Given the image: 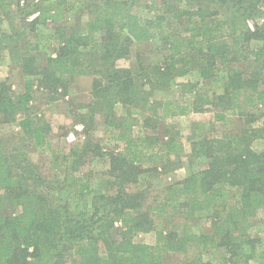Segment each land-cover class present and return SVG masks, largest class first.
<instances>
[{"label": "trees", "instance_id": "1", "mask_svg": "<svg viewBox=\"0 0 264 264\" xmlns=\"http://www.w3.org/2000/svg\"><path fill=\"white\" fill-rule=\"evenodd\" d=\"M136 1L0 0V14L19 8V22H11L0 35V55L6 51L26 77L17 101L9 81L0 80L3 121H16L41 146L49 125L33 117L29 104L36 80L38 87L50 90L78 76L98 75L92 109L99 103V111L111 117L108 126H124L118 137L125 138V149L105 152L87 135L83 150L65 155L61 174L49 179L24 149L0 148V264H167L169 253L202 248L219 255L217 264H264V150L253 147L254 138L264 135V120L242 133L204 134L192 141L183 164L186 177L164 184V194L153 201L144 189H128L150 171L141 166L157 161L160 152L170 156L185 150L176 133L156 152V138L133 136L137 119L131 110L147 112L145 128L209 110L220 122L229 110L251 119L247 122L262 116L254 112L264 110V44L249 49L248 43L263 40L264 33L252 31L246 21L264 15V0H155L145 13L136 9ZM69 14L72 22L53 27L60 36L56 51L41 59L47 25ZM38 24L44 27L40 31ZM132 52L137 64L119 67L118 60ZM240 62H246L244 69L234 65ZM224 71L223 92L203 107L156 96L173 85L181 94H196L200 81ZM194 73L199 79L177 82ZM118 103L127 107L125 118L114 117ZM96 155L109 163L97 184L81 172ZM194 158L204 165H188ZM13 205L21 206L19 214L5 211ZM183 209L190 219L198 214V227L178 237L172 227H157V219L173 218ZM150 232L156 234L154 245L133 240L137 233Z\"/></svg>", "mask_w": 264, "mask_h": 264}, {"label": "rangeland", "instance_id": "2", "mask_svg": "<svg viewBox=\"0 0 264 264\" xmlns=\"http://www.w3.org/2000/svg\"><path fill=\"white\" fill-rule=\"evenodd\" d=\"M155 0H139L135 2L136 9L144 13L150 7H153ZM261 7V5L259 6ZM33 9V8H31ZM19 8L13 7L9 11L0 14V35L2 32L9 30L11 22L18 23ZM37 14H35L36 16ZM69 17L54 22L52 25H47V37L43 40L45 43L39 50L41 59L44 55L53 54L56 51V45L59 42L60 36L53 29L56 25H66L72 22ZM33 18V17H32ZM31 18V19H32ZM249 28L252 31L260 29V33H264V15L247 19ZM43 26L38 24L36 30L40 31ZM44 28V27H43ZM38 42L40 39L37 40ZM46 41V42H45ZM264 44V39H255L248 43L249 49L258 47L257 45ZM145 48V47H144ZM137 64L136 53L132 52V56L128 58L119 59L117 65L122 68L133 67ZM235 66L244 69L246 62L235 63ZM246 71V70H245ZM226 72H222L219 76L210 81H200L197 87V93L192 95L181 94L179 88L173 85L167 92L156 93L157 98L177 101L176 105H187L193 103L194 107L206 105L208 100H215L216 96L223 92L225 88ZM38 76V75H37ZM34 77V76H32ZM36 77V76H35ZM199 79L197 73L178 78L177 82L195 81ZM25 79L18 65L11 62L10 57L6 51L1 52L0 55V80H8L13 91L14 99L25 91ZM34 79V78H33ZM37 79V77H36ZM98 75L78 76L70 80L65 85L59 86L57 89H42L36 85L33 89L32 97L29 104L32 107L33 117L40 123H47L49 127L46 130V142L41 146H35L33 139L25 135L17 125V122L3 121V115H0V148L7 152H15L13 148H18L22 151L24 149L29 153L31 159L36 162L43 176L51 178L53 175L61 174L60 171L65 165L64 156L71 150L82 151L83 145L86 143L87 135L92 141L101 145L103 151L109 152L114 149H125V138L118 136L124 131V126L118 125L116 127L108 126L110 116L106 112L99 111L100 105L97 104V109H92L94 104L92 95V85ZM127 107L119 104L115 106L116 116H127ZM210 108V107H209ZM254 110V109H252ZM159 112L161 110H158ZM214 110L206 112H195L185 115H178L176 117L161 119L155 127H143V117L146 113L137 112L136 109L131 110L134 115V125L132 127V135L140 137L144 135L151 139L156 138L155 143H158L155 152L159 149V144L171 134L176 133L181 142L184 144L185 150L180 154L166 155L163 151L158 154L160 158L156 161L147 162L141 167L149 169L147 173L139 175L136 183L128 185L131 191H138L144 189L147 191L149 201H153L154 197L164 194V184L181 182L187 175L186 168L183 166L184 161H188L186 153H190L192 149V141L200 138L204 134L208 136H221L227 132L242 133L245 130L260 127L264 120V110H255L254 113L262 116L252 122H247L245 116H241L235 110L226 112V119L224 122L215 121ZM123 121V119H119ZM158 140V141H157ZM154 141V140H153ZM253 147L257 150H264V135L256 136L253 140ZM94 158V159H93ZM188 165L195 164L197 169L202 162L198 158H194L192 162H187ZM109 167L108 159L103 156H90L88 163L82 167L81 172L89 174L95 183H99L104 177L106 169ZM157 168V169H156ZM157 170V171H156ZM148 175V178L146 177ZM158 176L159 179L156 177ZM63 176H60L62 179ZM161 182V184H160ZM160 184V185H159ZM50 191H48L49 193ZM22 208L19 205L6 206L5 211L10 215H17ZM186 210H178L174 213L173 218H159L157 219V227H164L167 229L172 227L175 235L178 237L190 229L199 226L198 214L196 218H189L184 213ZM197 219V220H194ZM198 229V228H197ZM261 235L264 238V227H261ZM133 240L136 243H147L154 245L156 242L155 232L137 233ZM264 243V239H263ZM167 264H194L195 261H211L212 264H217L219 255L209 249L196 250L190 254L169 253L165 256ZM251 262V264H263L259 262Z\"/></svg>", "mask_w": 264, "mask_h": 264}, {"label": "crops", "instance_id": "3", "mask_svg": "<svg viewBox=\"0 0 264 264\" xmlns=\"http://www.w3.org/2000/svg\"><path fill=\"white\" fill-rule=\"evenodd\" d=\"M192 113H195V112H192Z\"/></svg>", "mask_w": 264, "mask_h": 264}]
</instances>
